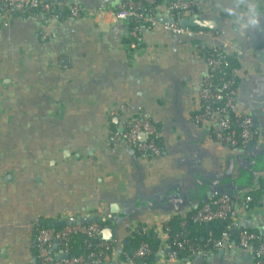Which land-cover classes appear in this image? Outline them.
Instances as JSON below:
<instances>
[{
  "label": "crops",
  "instance_id": "crops-1",
  "mask_svg": "<svg viewBox=\"0 0 264 264\" xmlns=\"http://www.w3.org/2000/svg\"><path fill=\"white\" fill-rule=\"evenodd\" d=\"M56 1V16L27 11L0 20V264H38V220L91 217L114 229L103 240L115 247L102 264H134L121 254L138 230L159 238L153 264H167L165 224L187 231L185 219L221 188L251 196L239 226L263 233L264 189L256 202L252 193L264 181V0H198L201 14L218 20V39L171 34L160 17L140 31L145 51L134 59L122 47L129 26L114 16L118 0ZM246 3L255 4L262 23L240 34L223 8ZM75 5L86 15L64 17ZM220 41L235 47V111L250 115L259 131L243 149L216 142L215 122L194 119L205 48ZM140 112L157 127L156 156L116 136ZM50 252L61 257L62 245L53 241ZM187 259L181 264H252L238 249Z\"/></svg>",
  "mask_w": 264,
  "mask_h": 264
},
{
  "label": "built area",
  "instance_id": "built-area-1",
  "mask_svg": "<svg viewBox=\"0 0 264 264\" xmlns=\"http://www.w3.org/2000/svg\"><path fill=\"white\" fill-rule=\"evenodd\" d=\"M58 2L56 0H0V20L7 24L9 16L15 12H23L28 9H39L45 13L57 15ZM200 2L198 0H118L114 16L123 22H133L134 27L128 33V40L122 44L123 49L129 55V59H134L145 50L141 46L140 31L149 29L157 24V19L164 17L162 28L174 35L188 39L204 38L218 39L219 33L208 29L191 28L179 24L178 18L183 19L192 16H199ZM70 19H76L86 15V10L79 5L68 8ZM102 9L98 8L90 11V14H97ZM164 11V15L160 14ZM198 11V12H197ZM137 24V25H136ZM43 38L47 34H42ZM212 51L207 55L206 71L202 77L199 88V98L205 101V107L198 112L194 119L197 122H215L217 129L211 135L212 138L233 150L243 149L252 140L251 127L253 120L249 115H241L235 111L236 94L230 87L229 81L221 79L214 82L217 73L227 65V58L234 53L232 41H220L209 45ZM226 91V93H224ZM224 99V106L214 109L211 104ZM233 112L239 118L240 129L236 131L232 128V122L227 114ZM143 133L145 140H139L138 136ZM117 138L125 141L142 155H157L159 147L155 143L157 129L146 113L140 112L136 116L126 121L123 132L116 134ZM251 201V196H237L231 198L227 194H221L213 199L205 200L191 215V219L196 223H210L216 220H229L230 223L219 238H208L203 245L193 246L186 239H175L173 245L175 249L167 256V264H181L177 250L188 251L194 255L211 254L214 250L238 249L252 257V264H264V232H256L239 226V219L243 217L247 210V204ZM60 229L40 228L36 232V257L38 264H102L105 258H100L94 251L89 250L87 254L74 255L69 252V243L74 235H83L87 239L100 238L101 228L97 223H61ZM235 232L237 240L232 239ZM53 241L62 245L63 254L61 257H54L50 252ZM257 245L253 247V244ZM105 242L97 241V246H103ZM86 249L90 244H85ZM149 252L147 244L143 243L135 251V257H144ZM163 253L162 250H159Z\"/></svg>",
  "mask_w": 264,
  "mask_h": 264
},
{
  "label": "trees",
  "instance_id": "trees-1",
  "mask_svg": "<svg viewBox=\"0 0 264 264\" xmlns=\"http://www.w3.org/2000/svg\"><path fill=\"white\" fill-rule=\"evenodd\" d=\"M27 11L40 12L39 9H28V10H25L21 13L15 12V13H12L10 15L11 16L12 15L13 16H20V15L26 14ZM58 11H60V7H58L57 12ZM47 15L52 16L53 14L48 13ZM69 16H70L69 10L64 8V17H69ZM199 16H203V15L200 14ZM178 21L180 22L181 19L178 18ZM127 23H128L129 31H130L135 25L133 22H127ZM127 40L128 39H126V41ZM211 51H212L211 48L206 47L205 48V56L207 57V55ZM237 67H238L237 59L232 57V56H228L227 65L221 71H219L217 73V76L215 77L214 82H216V83L220 82L221 79L224 78L227 81H229L230 87L235 90L236 80H235V76L233 74V70ZM224 93H226V91ZM205 104H206L205 101H201L200 111H202L203 107H205ZM211 106L214 109H220L221 107L224 106V99L213 102L211 104ZM227 114L229 115V117L231 119L232 128L235 129L236 131H238L240 129L239 118H237L233 112H228ZM241 115H245V114H241ZM153 125L157 129V127L154 123H153ZM251 131H252L253 137H252V140L250 143H254L257 139L259 131L257 130V128L255 126L251 127ZM155 143L159 147V153L158 154H160V152L162 150L160 137L157 136L155 138ZM149 156H152V155H149ZM261 189H264V181H260L258 188L252 193L254 202L259 200V196L257 197V192ZM217 196H219V195H217ZM217 196H214L210 199H213ZM230 197L233 199H237V195L236 196L233 195ZM210 199H208V200H210ZM253 201L251 204H253ZM192 214L193 213H191L188 216V218L185 219V221H186L185 227L187 228V231H185L184 228L183 229L180 228L181 230L179 229L178 232L174 231L172 220L165 224V227L168 230L170 243L172 244L171 250L175 249V246L173 245V241L175 239H179V240L186 239L188 241V243H190L193 246H196V245L205 244L208 238H219L221 233L227 229V227L230 223L229 220H216V221H213L210 223H196V222H193V220L191 219ZM96 223L98 224V226L101 229L103 228V226L105 224L104 222H96ZM176 226H177V224H176ZM48 227L54 228V229H60L62 227V225H61V223L54 221L52 219H41V220H38L37 223L34 225L36 232L40 228H48ZM134 234L135 235H134L133 240L129 244H126L123 246V253L121 254V259L124 261L126 260L129 262H133L134 264H153L157 259V251L160 248L159 238L155 234H153L152 232H143L141 230L136 231ZM232 239L237 240L236 233L235 234L232 233ZM263 239H264V237H263ZM97 241H103V240L99 237L96 239L89 240L83 235H74L71 238V241L69 243V248H70L69 252L71 254H74V255H83V254H87L89 252V250H92L100 258H106L107 256L109 258L113 252V248L115 247L114 243L103 241V242H105L103 246H97L96 245ZM88 243L90 244V248L86 249L85 244H88ZM143 243L148 245L149 252L144 257H135V255H134L135 251ZM255 245H257V242H255L253 244V247ZM177 253H178V256L180 257V259L182 261L188 260L187 259L188 256H189V258H192V253H190L188 251V247H186L184 250H177Z\"/></svg>",
  "mask_w": 264,
  "mask_h": 264
},
{
  "label": "water",
  "instance_id": "water-1",
  "mask_svg": "<svg viewBox=\"0 0 264 264\" xmlns=\"http://www.w3.org/2000/svg\"><path fill=\"white\" fill-rule=\"evenodd\" d=\"M165 19H161V22H164ZM180 25L182 26H187V27H191V28H199V29H208L211 31H214L216 29H218V20L217 19H209L207 17L204 16H192V17H187V18H183L181 19V21L179 22ZM263 99H264V95H263ZM139 140L143 141L145 140V135L143 133H141L138 136ZM220 193H224L227 194L229 196L233 195L234 191L232 188H221L220 189ZM73 220V221H72ZM99 218L98 217H91L90 219H80L79 221H75L74 218H72L71 220H68L67 223H90V222H98ZM114 229L112 227H105L101 230L100 233V238H102V240H110L113 238L114 234Z\"/></svg>",
  "mask_w": 264,
  "mask_h": 264
},
{
  "label": "clouds",
  "instance_id": "clouds-1",
  "mask_svg": "<svg viewBox=\"0 0 264 264\" xmlns=\"http://www.w3.org/2000/svg\"><path fill=\"white\" fill-rule=\"evenodd\" d=\"M223 11L235 18L236 31L240 34L255 32L261 26L262 17L254 3H246L243 9L235 5L226 6Z\"/></svg>",
  "mask_w": 264,
  "mask_h": 264
}]
</instances>
